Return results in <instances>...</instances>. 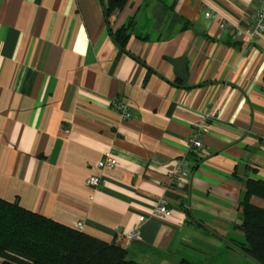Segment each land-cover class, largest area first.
<instances>
[{
  "label": "crops",
  "instance_id": "1",
  "mask_svg": "<svg viewBox=\"0 0 264 264\" xmlns=\"http://www.w3.org/2000/svg\"><path fill=\"white\" fill-rule=\"evenodd\" d=\"M105 1L0 0V198L108 242L139 230L123 241L137 264H259L235 246L246 181H264L258 0H129L109 18ZM132 19L124 49L112 32Z\"/></svg>",
  "mask_w": 264,
  "mask_h": 264
},
{
  "label": "trees",
  "instance_id": "2",
  "mask_svg": "<svg viewBox=\"0 0 264 264\" xmlns=\"http://www.w3.org/2000/svg\"><path fill=\"white\" fill-rule=\"evenodd\" d=\"M128 1L106 0L107 18L122 10ZM133 22L134 19L112 32L124 49ZM246 188L242 222L237 225L244 232V239L235 246L264 264V208L250 202L253 195L264 198V181L248 179ZM123 241L102 240L0 198V257L4 264H137L129 258ZM180 264L193 263L182 260Z\"/></svg>",
  "mask_w": 264,
  "mask_h": 264
},
{
  "label": "built area",
  "instance_id": "3",
  "mask_svg": "<svg viewBox=\"0 0 264 264\" xmlns=\"http://www.w3.org/2000/svg\"><path fill=\"white\" fill-rule=\"evenodd\" d=\"M206 17H214L215 14L212 11L205 10ZM221 29H226L230 34H234L235 28L228 25L226 22L220 23ZM248 39L250 41L256 40L257 38L264 37V0H258L255 10L252 12L250 17V26L248 30ZM116 110L121 114L123 118L131 117V112L128 108V103L122 100L116 99L114 101ZM189 148L188 151L182 153L177 159L176 173L179 176L186 177L191 172L190 157L189 154L200 153L204 149L202 139L194 134L188 139ZM118 162L117 153L113 149H109L104 153L102 158L99 160L97 167L99 169L113 168ZM87 183L92 188H98L102 185V179L99 175L92 174L88 177ZM157 214L169 215L171 214L168 208V200L165 197H161L157 202L156 208ZM76 227L80 229L82 223L79 222ZM121 238L127 242L139 240L141 238L139 230H132L127 233L120 235Z\"/></svg>",
  "mask_w": 264,
  "mask_h": 264
}]
</instances>
